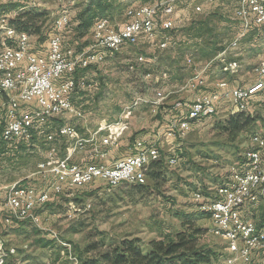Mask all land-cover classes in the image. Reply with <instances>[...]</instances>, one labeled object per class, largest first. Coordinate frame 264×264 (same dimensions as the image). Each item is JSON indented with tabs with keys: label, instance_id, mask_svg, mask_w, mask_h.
<instances>
[{
	"label": "rangeland",
	"instance_id": "1",
	"mask_svg": "<svg viewBox=\"0 0 264 264\" xmlns=\"http://www.w3.org/2000/svg\"><path fill=\"white\" fill-rule=\"evenodd\" d=\"M87 1L0 0V5L12 2L39 8L47 14V25L53 27L55 20L62 16H69L72 20ZM157 1L160 0H119L118 8L107 16L118 28L127 22L126 12L129 8ZM165 1L175 3L173 29L170 32L161 31L153 40L143 39L137 45L113 54L105 51L104 61L96 68L86 73L78 71L76 77L77 79L84 77L85 85L77 87L71 100L81 111L82 117L67 114L64 117L52 118L45 126L33 131L36 140L32 139L22 145L30 147L36 144L40 150L34 147L35 152L28 151L26 155L19 156L17 150L21 145L14 148L7 146L10 151L6 153L7 157L0 156V177L9 178L13 173L18 174L21 179L28 175L31 178L29 181H33V178H37L33 173L37 171V164L44 158L46 149L52 148L58 157H62L70 146L69 142L58 136L54 141H48L46 137L50 131H57L60 120L64 124L74 126L81 138L88 140L91 136L98 135L101 142L107 137L108 129L98 132L99 134L93 131L89 133L87 126L90 129L91 126L95 128L99 121H106L108 125L122 121L134 129L137 126L150 127L158 115L157 106L160 104L169 109L173 102V104L184 102L187 97L185 91L189 90L186 87L189 78L193 73L205 70L209 62H212L208 68L211 72L206 73L209 71L207 69L202 74L205 84L207 81L211 82L214 76L229 77L228 68H221L220 62L213 58L219 54L224 44L226 50L237 48V41L231 40L239 30V21L234 15L238 0ZM195 6H200L201 11L195 12ZM16 14V10L0 13V46L4 38H13L15 35V29L8 25V19ZM201 20H206L207 28L214 31L208 39H193L189 27L193 21L198 23ZM72 28L73 25H69L63 32L65 47L82 50L92 42L93 31L77 38ZM164 34L172 35L173 38L170 46L160 49ZM29 36L33 52L41 53L46 49V43H40L37 36ZM257 37L259 46H256L255 42L253 45L251 38H246L245 49L240 50L239 47L228 56V60L239 56L243 58L241 75L249 83L252 80L251 69L261 60L257 59V56L262 57L264 51V34H258ZM242 52L243 55H240ZM140 55L145 58L144 62L137 61ZM251 56H254L252 60L249 59ZM229 61L232 70L235 69L232 65L234 62H237L240 69L238 61ZM159 93L163 96L165 94V98L160 99ZM138 97L141 98V103L134 106L133 102ZM225 103L228 104L225 111L217 110L216 114L195 122L183 138H177L176 146L178 144L180 146L172 149L170 154L167 151L171 146L169 141L155 142L164 161L162 170L164 174L158 181L147 175L145 188L142 190H137L130 184L110 188L106 184L96 183L70 192V195L67 193L55 195L43 210L36 212L40 216L39 224L25 220V225L20 229H17L22 224L18 223L20 221L8 223L5 221V211L0 213V241L5 251L9 253L2 264H46L48 261L71 264L66 251L58 246L59 241L71 244L81 264L84 260L96 257V250L87 251L93 242H98L102 245L101 249H105L120 243L123 239L137 238L141 245L147 248L150 240L174 237L184 228L183 222L186 220H193L196 227L203 230L199 237V245L208 246L216 253L208 264H216L223 260L226 243L215 233L209 216L199 213L191 200V193L197 184L202 185L207 193L213 192L222 177L227 176L231 168L239 166L243 153L254 147L252 137L254 135L264 137L262 101L256 99L249 104L245 112L251 114L255 121L239 132H229L223 127L231 115L239 112L235 106ZM39 112L36 111L35 119H41ZM163 120L167 121L164 116ZM47 126H50L49 132ZM78 141L82 143V140L71 141V152H78L82 147L74 156L79 160L85 158L88 160V156L82 154L91 149L101 152L100 146L94 148L93 141L75 148ZM173 153L179 156L180 161L176 165H169L168 159ZM118 157L114 156L112 160L115 161ZM20 166L25 167L23 173H17ZM7 169L12 171L2 173V170ZM27 171L29 172L26 173ZM69 201L76 204L78 212L69 210ZM263 216L264 213L260 217L261 221L264 219Z\"/></svg>",
	"mask_w": 264,
	"mask_h": 264
},
{
	"label": "built area",
	"instance_id": "2",
	"mask_svg": "<svg viewBox=\"0 0 264 264\" xmlns=\"http://www.w3.org/2000/svg\"><path fill=\"white\" fill-rule=\"evenodd\" d=\"M194 11H201L200 6H195ZM234 11L239 30L231 41H237V48L233 49L236 50L248 33L264 34V0H238ZM174 15L175 3L165 0L131 7L126 12L128 20L121 27H115L109 18H105V22H96L90 48L82 50L65 47L63 32L69 27V16L55 20L46 49L41 53L33 52L29 34L15 29L13 38H4L0 46V141L14 148L32 140L33 131L45 126L52 118L67 114L82 117L71 100L77 87L85 85V78L77 79L76 73L92 70L105 59L103 55L92 53V45H107L113 54L135 46L143 39L153 40L161 31L173 29ZM99 32H106V39H99ZM172 38V35L164 34L160 49L170 46ZM224 45L213 59L220 62L221 68H228L232 75L228 56L233 50H226ZM144 60L141 55L137 58L140 63ZM205 70L193 74L187 82V89L196 90L205 85L202 75ZM252 71L257 80L250 86L229 89L227 82H221L217 91L197 95L186 114L169 124L166 135L175 140L183 138L195 123L189 122V115H199V120L210 117L217 113L218 105L223 102L245 111L253 100L259 99L264 104V51ZM159 97L164 98L161 93ZM133 103L134 106L140 104L141 98ZM180 106L181 103H177V107ZM124 110L126 112L127 107ZM34 111H41V119H32ZM126 128V124L120 121L103 124L98 132L108 129L109 133L103 139V144L108 145L116 141ZM57 136L69 142L66 153L58 157L48 152L37 164L36 179L16 182L7 189L6 222L31 220L37 225L41 220L36 212L43 210L51 198L64 193L70 195V192L91 184L103 183L110 188L121 184L143 185L150 164L162 156L157 144L136 140L133 153L110 165L81 162L74 156L82 147L78 152H71V141L82 140L83 146L92 141V136L88 140L81 138L75 127L66 123L58 126L56 132L46 134L48 141H54ZM252 144L254 147L241 156L239 166L231 168L229 174L215 185L213 192L207 193L202 185L197 184L191 193L196 208L209 216L215 233L226 243L225 256L216 264H264V219L256 220L253 216L258 209L264 213V137L258 135L257 139H252ZM97 154L96 157H105L103 152ZM179 161L175 153L168 159L169 165H176ZM68 206L72 212L79 211L73 201H69ZM58 246L66 251L71 264H79L70 243L59 241ZM8 255L0 241V264ZM46 264L60 263L48 261Z\"/></svg>",
	"mask_w": 264,
	"mask_h": 264
},
{
	"label": "trees",
	"instance_id": "3",
	"mask_svg": "<svg viewBox=\"0 0 264 264\" xmlns=\"http://www.w3.org/2000/svg\"><path fill=\"white\" fill-rule=\"evenodd\" d=\"M119 0H88L83 8L72 18L69 25H73L72 30L76 37L93 31L96 22L102 18H109L107 14L113 13L118 8ZM16 10L17 14L8 19V25L18 31L26 32L29 35L37 36L40 43H46L51 35L53 27L47 25L46 12L36 7H29L20 3H8L0 5V13ZM210 15V14H209ZM53 25V24H52ZM71 27V26H70ZM206 20L193 23L189 27V33L193 39H208L212 31L207 28ZM214 49V48H213ZM216 51V49H214ZM77 74V73H76ZM231 115L223 125L224 129L229 132H239L252 122L254 118L245 111H240ZM2 126L0 125V133ZM133 147V146H132ZM133 153V152H132ZM125 157V156H124ZM105 158V157H104ZM100 157L89 158L85 161H95L106 164ZM123 157H118V159ZM116 159V160H118ZM115 160V161H116ZM115 161H111L112 163ZM110 163V164H112ZM107 164V165H110ZM164 161L162 157L158 161L150 164L147 175L151 179L158 181L163 176ZM137 190H142L145 184H130ZM199 211V210H198ZM206 215L204 212L199 211ZM207 216V215H206ZM264 217V216H263ZM20 229L25 225V220L20 221ZM184 228L178 231L170 239H153L147 243V248L141 245L137 238L123 239L120 243L101 249L102 245L93 242L87 248V251H97L96 257L87 259L81 264H208L211 262L216 253L208 246L199 245V237L202 229L196 227L193 220L183 222ZM16 231V230H15ZM78 258V256H77ZM79 261V258H78Z\"/></svg>",
	"mask_w": 264,
	"mask_h": 264
},
{
	"label": "crops",
	"instance_id": "4",
	"mask_svg": "<svg viewBox=\"0 0 264 264\" xmlns=\"http://www.w3.org/2000/svg\"><path fill=\"white\" fill-rule=\"evenodd\" d=\"M208 7H210V5H208ZM213 31H212V33H213ZM257 35L258 34H256L255 32L248 33L246 35V37L242 39V41H241V43L239 45L240 48L239 47L238 48L240 50L241 49H243V50L245 49L244 42L247 40L246 38H248V39L251 38L253 45H254V42H255V45L257 46L258 45V43H257V38H258ZM254 40H256V41H254ZM240 55H243V52ZM260 57L257 56V59L259 58V60H260L262 58V57L261 58ZM253 58H254V56L249 57V59H251V60ZM229 60L238 61L239 64H240V66H241L240 69H239V65L237 64V62H234L232 65L234 66L235 69L232 70V72H233L232 75L227 74V75H229V77L228 76H225V75L224 76H221V77L214 76L215 78H217V79H215L214 77L211 78V76L208 75L211 78V80H210L211 82L207 81V83L204 86H202L201 88H199V89L185 91V92H187L185 94L187 97H185L186 99H185L184 102L181 103V106L180 107H177V104L176 103L173 104L174 102L172 103V106L169 109H167V108L165 109V107H163V105H160L159 104V106H157V110H156V114H158V115L155 116V119H154V121H152L153 123H152V125L150 127L145 128V127H142V126H137L136 129H134L132 126H129L128 123H125L127 128L123 131V133L118 137V139L116 141H114L113 143H110L108 145L103 144V140H101V142H100V139H99L98 135L95 136V137H92L93 138L92 141L94 142L93 143L94 148L100 146L101 147V152L104 153V156H107V157H105L103 159V161L106 164H110V163H112L111 161L114 158V156L115 157H118V156L119 157L120 156L121 157L128 156L129 154H131L133 152V148L131 147L132 144H134L135 140H138V139H140V140H142V141H144L146 143H155V142H158L159 140L160 141L161 140L169 141L168 143H170L171 146H169L167 148V151L170 154V151L172 149L174 150L176 148V142H175V139H172V138H169V137L166 139L165 138L166 137L165 132L168 130V126H169L170 123L176 121L179 118V116H182V115L186 114L189 105L195 99V97L197 95H200V94H208V93L217 91L218 90V85L221 82H227V86H228L229 89H235V88H238V87H247V86H250L251 84H253L254 82H256L257 76L254 75V73L252 71H251V73H252V80L250 81V83L246 79L244 80L243 75H241V72L243 70V68H242L243 67L242 66V60H243V58H241V56H239V58L229 59ZM258 62L259 61H257V63ZM257 63H255V64H257ZM251 68H252V66H251ZM238 69H239V71H238ZM208 70L209 71H207L206 73H210L211 72V69H208ZM86 72H89V71H85V73ZM234 73H236V74H234ZM164 98H165V94H164ZM225 106H228V104H226L225 102L219 104L218 105V111H220V112L221 111H225L226 110V107ZM35 114H36V111L32 112V119H35L36 118L35 117L36 116ZM39 115H40V112H39ZM162 115L167 119V121H164L163 120V116ZM60 121H61V123H59L58 126H61V125L64 124L62 122V120H60ZM76 121L80 122V120H76ZM103 124H107V122L106 121H99L97 123V125L95 126V128L91 126L90 129H89V127L87 126L86 129L88 130L89 133H91L92 131L94 133H96V132H98L99 126H101ZM49 127L50 126H47V128H48L47 131L48 132L51 130V129L49 130ZM143 128H144V130H141ZM34 139L36 140V137H33V140ZM177 146H180V144H178ZM34 147H36L38 150H40V147H38L36 144H33L30 147H26V146H24V145L21 144V146H19L17 152H19V156H22V154H25L26 155L28 151L30 153L31 152H35ZM8 151L9 150L7 149V145L3 141H0V156H6L7 157L6 153ZM50 151L53 152L54 154H56L58 156L57 152L55 150H53L52 148L46 149V151H44L45 152L44 153V156H46V154L48 152H50ZM96 152H97L96 149L95 150L94 149H91V151H89V152H84L82 154V156H88V158H96V156H99ZM65 153H66V151L63 153V155ZM77 156H79V155H77ZM76 160L82 162V160H87V159L85 158V159L79 160V159L76 158ZM9 162H11V161H9ZM9 164H11V163H9ZM24 168L25 167H23V166H20L19 168H17V169H19V171L17 173H21L24 170ZM12 169H15V168H12ZM12 169H7L6 171L2 170V173L3 172L12 171ZM28 172L29 171H27L26 173H28ZM30 179L31 178H29L28 175L25 176V177H23L21 179L18 174H13V173H11V175H10L9 178H7V177H0V202H1L0 204H2L1 207H0V213H4L3 203L5 202V199H6L7 189L12 184H14L16 182H20V181H25L26 182V181H29ZM34 179H36V178H33V180ZM262 215H263L262 209H258L255 212V214H253V216H254V218L256 220H259Z\"/></svg>",
	"mask_w": 264,
	"mask_h": 264
},
{
	"label": "bare ground",
	"instance_id": "5",
	"mask_svg": "<svg viewBox=\"0 0 264 264\" xmlns=\"http://www.w3.org/2000/svg\"><path fill=\"white\" fill-rule=\"evenodd\" d=\"M66 17L67 16H62L58 19H64ZM98 22H105V18H102ZM99 39H106V32H99ZM88 48H90V44L83 49H88ZM105 51L110 52V48L107 45H92V53H95L96 55H103L104 56ZM238 110L245 111V109H238ZM198 121H199V115H189V122H198ZM257 138H258V135H254L252 137V139H257ZM81 145H82V143H80V141H78L75 144V148L77 146H81ZM176 147H178V146H176Z\"/></svg>",
	"mask_w": 264,
	"mask_h": 264
}]
</instances>
